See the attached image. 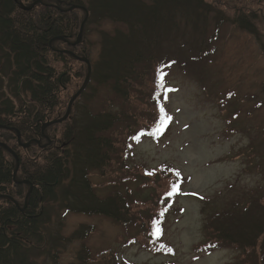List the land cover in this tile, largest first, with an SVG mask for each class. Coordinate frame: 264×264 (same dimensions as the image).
Masks as SVG:
<instances>
[{"label":"trees","instance_id":"16d2710c","mask_svg":"<svg viewBox=\"0 0 264 264\" xmlns=\"http://www.w3.org/2000/svg\"><path fill=\"white\" fill-rule=\"evenodd\" d=\"M220 5L217 0H0V125L7 128L0 129V143L18 159L17 167L0 146V196H5L0 198V264H55L60 251L92 230L83 226L64 236L61 215L68 213L135 225L127 244L137 241L152 253H172L159 239L169 200L180 186L177 173L164 172L166 180L145 184L151 195L140 201L130 200L126 189L101 197L90 174L111 178L114 186L130 179L108 171L124 145L142 136L156 139L165 131L161 70L177 60L164 58L163 52L177 42L191 60L199 59L209 50L204 38L210 22L217 31L224 21ZM86 13L81 42L71 45ZM233 15L229 22L262 38L256 12ZM102 23L116 26L112 33L100 31L99 53L90 61L85 38L90 27ZM74 56L90 61L88 85L68 118L41 134L44 123L64 116L87 76V65ZM100 89L107 95L90 112L88 104ZM250 201L209 213L195 253L232 247L238 253L234 264H256L258 245L264 253V202ZM138 202L144 211L134 210ZM90 257L84 245L76 255L79 264H88ZM97 257L101 264H129L118 263L112 252Z\"/></svg>","mask_w":264,"mask_h":264},{"label":"rangeland","instance_id":"374dc122","mask_svg":"<svg viewBox=\"0 0 264 264\" xmlns=\"http://www.w3.org/2000/svg\"><path fill=\"white\" fill-rule=\"evenodd\" d=\"M217 1L223 2L218 11L223 12L224 21L217 31L210 22L204 38L209 49L206 53L193 61L192 55L188 51L184 54L177 42L163 52L164 58L177 60L175 66L164 65L161 70L165 87L160 101L168 113L162 126L165 131L156 139L145 136L138 142L130 141L128 147L120 146L108 171L130 179L114 186L111 178L106 180L97 172L90 174L94 191L101 197L126 189L130 200L140 201L151 195L145 184L166 180L164 172L177 173L180 186L169 200L170 211L162 222L159 239L160 245L172 253H152L137 241L127 244L135 225L128 223L129 227H124L102 216L68 213L61 215L64 236L83 226L92 230L85 239L79 238L60 251L55 264H79L76 255L83 245L91 251L88 264H101L97 256L105 252H112L118 263L129 264L236 262L238 253L232 247H220L209 254H197L194 249L205 237L203 226L213 210L256 198L264 202V3ZM241 10L259 15V41L229 22ZM115 26L102 23L90 27L85 38L90 61L99 53L100 31L112 33ZM151 85L148 83L147 87ZM65 90H69V85ZM104 95L106 92L100 89L99 96L88 104L90 112L100 108ZM65 98L62 96V100ZM140 178L144 182L138 183ZM141 204L138 202L134 210L144 211ZM260 246L256 264H264Z\"/></svg>","mask_w":264,"mask_h":264},{"label":"water","instance_id":"95a60500","mask_svg":"<svg viewBox=\"0 0 264 264\" xmlns=\"http://www.w3.org/2000/svg\"><path fill=\"white\" fill-rule=\"evenodd\" d=\"M86 19H87V13H86V16H85V19H84V21L81 23V25H80V30H79V33H78V35H77V41L74 43V44H71V45H78L80 42H81V39H82V34H83V26H84V23H85V21H86ZM66 53L67 54H72V52H70V51H66ZM77 60H79V61H82V62H84L86 65H87V76H86V78H85V80L83 81V83H82V86H81V88L71 97V99L69 100V102H68V105H67V109H66V112H65V114H64V116L62 117V118H60L59 120H54V121H49V122H46V123H44L43 125H42V127H41V130L43 131L45 128H47V127H49V126H51V125H54V124H58V123H60V122H62V121H65L67 118H68V116H69V114H70V111H71V108H72V104H73V102L78 98V97H80L81 96V93L85 90V88L87 87V85H88V82H89V79H90V75H91V64H90V62L86 59V58H78V57H76V56H74ZM4 128H6V127H4V126H1L0 125V129H4ZM7 129V128H6ZM17 142L18 143H20V140H19V134H17ZM28 145L29 144H25V145H22V147L23 148H27L28 147ZM0 146L2 147V148H4L7 152H9L13 157H14V159H15V161H16V164H17V167H18V159H17V156L13 153V151L11 150V149H9L5 144H3V143H0ZM0 198H5V196H0Z\"/></svg>","mask_w":264,"mask_h":264},{"label":"flooded vegetation","instance_id":"af4514ba","mask_svg":"<svg viewBox=\"0 0 264 264\" xmlns=\"http://www.w3.org/2000/svg\"><path fill=\"white\" fill-rule=\"evenodd\" d=\"M43 133H44V131L41 130V134H43Z\"/></svg>","mask_w":264,"mask_h":264}]
</instances>
